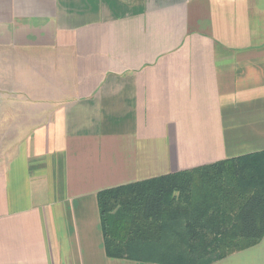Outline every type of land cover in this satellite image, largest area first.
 Instances as JSON below:
<instances>
[{"label":"crops","instance_id":"crops-1","mask_svg":"<svg viewBox=\"0 0 264 264\" xmlns=\"http://www.w3.org/2000/svg\"><path fill=\"white\" fill-rule=\"evenodd\" d=\"M0 92V264H147L106 256L97 194L264 152V0H0Z\"/></svg>","mask_w":264,"mask_h":264},{"label":"trees","instance_id":"trees-1","mask_svg":"<svg viewBox=\"0 0 264 264\" xmlns=\"http://www.w3.org/2000/svg\"><path fill=\"white\" fill-rule=\"evenodd\" d=\"M108 258L213 264L264 236V152L97 194Z\"/></svg>","mask_w":264,"mask_h":264},{"label":"rangeland","instance_id":"rangeland-1","mask_svg":"<svg viewBox=\"0 0 264 264\" xmlns=\"http://www.w3.org/2000/svg\"><path fill=\"white\" fill-rule=\"evenodd\" d=\"M4 94L5 92H0V171H3L6 168L10 159L23 142L22 140L14 139L12 137L17 131L16 128L13 130L11 129L17 124L11 125V120L17 122V118H15V116L12 117L11 120L7 119L6 96ZM12 112L16 114L15 110Z\"/></svg>","mask_w":264,"mask_h":264}]
</instances>
